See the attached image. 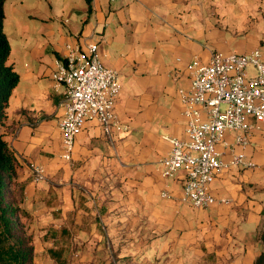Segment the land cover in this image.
I'll return each mask as SVG.
<instances>
[{"label":"crops","instance_id":"crops-1","mask_svg":"<svg viewBox=\"0 0 264 264\" xmlns=\"http://www.w3.org/2000/svg\"><path fill=\"white\" fill-rule=\"evenodd\" d=\"M4 9L8 62L20 79L0 133L18 159L36 264L107 254L111 240L126 238L135 240L134 255L160 264H257L261 135L248 150L259 166L224 169L210 189L228 202L208 209L162 196L180 195L184 173L163 177L161 161L171 150L167 137H185L178 89L190 85L189 61L207 62L216 50L260 48L264 56V0H6ZM85 41L99 42L102 62L119 73L115 115L125 128L106 134L97 119L87 121L67 160L59 127L64 86L52 75L66 44ZM30 163L45 168L44 179H33Z\"/></svg>","mask_w":264,"mask_h":264},{"label":"built area","instance_id":"built-area-1","mask_svg":"<svg viewBox=\"0 0 264 264\" xmlns=\"http://www.w3.org/2000/svg\"><path fill=\"white\" fill-rule=\"evenodd\" d=\"M66 48L52 76L64 86L59 127L63 157L71 160L87 121L97 119L106 134L125 127L115 115L119 73L102 62L99 42L67 43ZM187 69L190 85L178 89L185 137H167L171 150L161 161L163 177L173 178L182 171L184 182L178 197L169 190H163L162 196L208 209L218 201L228 202L210 189L224 169L259 166L248 150L256 133L264 143V56L260 48L216 50L207 62L192 58ZM229 132L234 133L232 140L227 139ZM29 166L35 181L45 178L42 165Z\"/></svg>","mask_w":264,"mask_h":264},{"label":"trees","instance_id":"trees-1","mask_svg":"<svg viewBox=\"0 0 264 264\" xmlns=\"http://www.w3.org/2000/svg\"><path fill=\"white\" fill-rule=\"evenodd\" d=\"M6 0H0V124L7 116V107L20 75L8 62L11 44L4 30ZM18 159L0 133V264H36L33 237L25 231L21 216L28 215L21 206L23 195L12 186L17 180ZM19 196V197H17ZM264 237V236H263ZM264 264V252L257 258Z\"/></svg>","mask_w":264,"mask_h":264},{"label":"rangeland","instance_id":"rangeland-1","mask_svg":"<svg viewBox=\"0 0 264 264\" xmlns=\"http://www.w3.org/2000/svg\"><path fill=\"white\" fill-rule=\"evenodd\" d=\"M13 190H17L18 193L23 195V186L20 182L16 180V183L12 186ZM19 197V196H17ZM28 215L23 214L21 216V220L23 222V227L27 234L33 237V241H37L36 232L31 231V215L26 211ZM135 240L132 238H126V240H115V243H112V240L109 245V252L106 254L105 252L100 253L99 255H93L91 258L89 256L84 257L82 255H71L69 258L70 264H160L155 262H151L148 259H145L143 256L134 255L133 248L136 246ZM124 242L126 248V255L123 256V250L121 247V243ZM137 242V241H136ZM143 243V242H142ZM141 244V243H140ZM139 245V244H138ZM142 245V244H141ZM120 247V248H118ZM38 260L40 263L44 262V256L39 255Z\"/></svg>","mask_w":264,"mask_h":264}]
</instances>
